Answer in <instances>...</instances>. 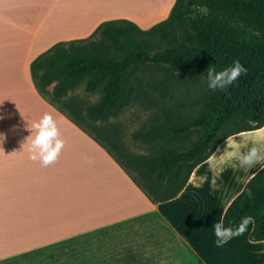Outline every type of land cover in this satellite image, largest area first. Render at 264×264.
I'll use <instances>...</instances> for the list:
<instances>
[{
	"label": "crops",
	"instance_id": "1",
	"mask_svg": "<svg viewBox=\"0 0 264 264\" xmlns=\"http://www.w3.org/2000/svg\"><path fill=\"white\" fill-rule=\"evenodd\" d=\"M156 1L114 0L115 6L102 7L99 17L134 16L137 9L133 8L140 4L150 8ZM124 2L132 9L117 6ZM90 8L92 4L84 0H0V116L4 117L0 133L5 136L0 141V211L4 224L19 227L21 238L35 243L37 249L99 235L102 243L107 241L101 249L108 251L114 244L133 245L136 235H143L151 237L143 241L149 253L183 258L178 264H185L188 257L203 264H225L226 260L228 264H264V241L249 240L251 219L242 236L228 240L222 248L214 244L213 224L222 222L236 197L230 199L231 188L240 172L226 165L225 154L213 157L216 151L212 160L194 170L175 199L155 204L98 142L37 92L31 63L56 43L89 33L98 20ZM44 113L54 118L65 141L58 160L48 167L30 160L28 146L23 145L32 124ZM246 133L254 135L253 145L264 149V127ZM156 216L168 234L147 221ZM219 258L225 260L217 262Z\"/></svg>",
	"mask_w": 264,
	"mask_h": 264
},
{
	"label": "trees",
	"instance_id": "2",
	"mask_svg": "<svg viewBox=\"0 0 264 264\" xmlns=\"http://www.w3.org/2000/svg\"><path fill=\"white\" fill-rule=\"evenodd\" d=\"M237 60L246 74L226 90L213 91L196 115L169 116L137 134L150 143L147 154L129 151L117 132L97 126L132 102L137 69L164 67L189 77ZM30 72L43 98L98 142L152 203H165L227 139L264 127V0H175L168 17L148 30L128 19L107 20L88 38L53 45L31 63ZM81 85L97 92L99 101L86 104L69 95ZM245 217L253 221L249 240L263 242L264 167L234 198L222 222L235 226Z\"/></svg>",
	"mask_w": 264,
	"mask_h": 264
},
{
	"label": "rangeland",
	"instance_id": "3",
	"mask_svg": "<svg viewBox=\"0 0 264 264\" xmlns=\"http://www.w3.org/2000/svg\"><path fill=\"white\" fill-rule=\"evenodd\" d=\"M84 1L92 4L90 14L96 16L98 20L92 23L89 33L77 37V39L88 38L100 23L112 19H128L135 22L142 29L148 30L168 17L175 0H157L154 6L150 8L147 5L140 4L138 7L133 8L137 9L134 16L124 14L120 17H99L102 15V7L109 8L110 3L111 7L115 6L114 0ZM125 5L124 2L122 5L117 6L132 9ZM205 77L206 72L189 77H180L170 69L156 66H145L137 69L131 79L135 88L132 102L124 107L117 117L112 118L107 123L97 122V126H107L110 131L117 132L119 142L129 151L147 154L150 152V143L144 142L142 138L137 137V134L149 131L151 127L164 124L169 116L191 117L200 112L213 92L207 89ZM69 95L77 96L86 104L96 103L100 98L97 92L87 93L83 85ZM241 135L239 138H233L226 142L213 155L214 157L216 154L217 156L225 154L228 161L226 165L240 171L235 183L232 185L230 199L237 196L244 183L262 168L261 165H254L247 169H241L238 166L240 154H245L254 144V135L248 133ZM155 142L158 145L167 144L163 140ZM228 151L232 153L228 155ZM213 162H215V159ZM234 164L237 166L233 167ZM209 180H211L210 177ZM208 182L210 183V181ZM153 218L150 217L147 221H152L165 234H168L158 217ZM150 238L149 236L136 235V241L133 245L126 243L125 246L119 243L115 247L116 244H114L112 250L108 251L101 249V244H106L107 241L102 243L99 235L88 238V241L81 237L71 242L50 243L47 247L37 249L35 243L26 242L21 238L19 227L4 224L2 211H0V264H172L173 261L178 264V261L183 262V258L165 257L163 252L159 255L149 253L143 246V241ZM129 246L136 248V250H127L126 248ZM263 247L264 245H262ZM251 250L255 251L254 248ZM220 260L223 262L225 259L219 258L217 262H220ZM198 262L199 259L188 257L185 264H197ZM225 264H228L227 260Z\"/></svg>",
	"mask_w": 264,
	"mask_h": 264
},
{
	"label": "clouds",
	"instance_id": "4",
	"mask_svg": "<svg viewBox=\"0 0 264 264\" xmlns=\"http://www.w3.org/2000/svg\"><path fill=\"white\" fill-rule=\"evenodd\" d=\"M246 72L247 69L238 60L219 71L215 67H209L205 77L206 87L211 91H224ZM2 119L4 117L0 116V120ZM30 132L31 134L23 144L28 146L29 159L38 161L43 167L54 164L65 146V141L61 138L54 118L49 113H44L38 121L32 124ZM4 139V134L0 133V141ZM254 165L264 167V149L255 145L251 146L245 154H240L238 158V166L241 169H247ZM235 166L237 165L234 164L233 167ZM249 223L250 218L248 217L242 218L235 226H225L221 221L215 222L213 224L215 246L222 248L228 240L242 236Z\"/></svg>",
	"mask_w": 264,
	"mask_h": 264
}]
</instances>
